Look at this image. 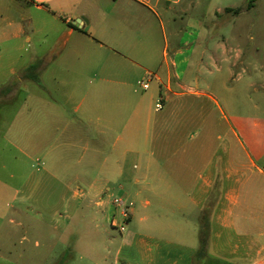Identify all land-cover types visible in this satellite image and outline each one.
Instances as JSON below:
<instances>
[{
  "label": "crops",
  "instance_id": "crops-1",
  "mask_svg": "<svg viewBox=\"0 0 264 264\" xmlns=\"http://www.w3.org/2000/svg\"><path fill=\"white\" fill-rule=\"evenodd\" d=\"M188 10L183 0H0V40L33 46L23 69L31 75L16 85L31 81L45 93L33 118L35 139L48 142L38 143L40 154L63 164L80 151L71 168L86 180L83 199L106 209L99 220L113 217L111 185L133 203L128 219L114 209L117 230L102 221L89 231L102 239L100 264H264V120L248 133L247 97L231 93L241 73L204 68L217 59L212 52L195 64L208 37L201 23H187L179 37L173 29L170 40L164 19L172 24ZM81 17L88 30L74 25Z\"/></svg>",
  "mask_w": 264,
  "mask_h": 264
},
{
  "label": "rangeland",
  "instance_id": "rangeland-1",
  "mask_svg": "<svg viewBox=\"0 0 264 264\" xmlns=\"http://www.w3.org/2000/svg\"><path fill=\"white\" fill-rule=\"evenodd\" d=\"M190 1L183 0L189 8L184 19L179 17L172 24L167 17L164 19L170 40L175 38L173 29L178 30L176 37H179L187 23L202 24L208 37L203 36L197 44L194 62H199L202 53L212 52L217 59L203 64L204 68H222L221 77L226 76L228 69L234 75L241 73L242 80L233 82L236 92L231 93L234 100H239L238 91L242 89L243 98L247 97L244 113H248L247 129L251 135L257 131L256 120H264V0L253 4L251 0H197V5H190ZM1 14L4 13L0 12V20ZM173 16L170 12L169 17ZM14 43L0 40V264H100L97 251L101 249L102 239L88 233L102 221L114 230L110 223L113 217L109 223L106 219L99 220L100 216L107 215L106 209L83 199L86 180L77 179L78 173L71 168L80 151L68 156L67 163L63 164L62 157L55 153L45 157L40 154L38 143L48 145V142L35 139L34 131L38 128L33 118L40 108L38 97L45 93L31 81L26 83V88L16 85L18 79L31 75L32 70L23 72V69L33 62V46L25 44L24 49L14 50ZM158 43L164 47L161 31ZM222 43L231 49L227 56L218 47ZM238 54L242 55L243 65L233 67ZM8 81L12 86L6 89ZM9 89L16 92L8 93ZM209 92L217 99H225L223 91L220 95L213 89ZM157 99L161 100L158 96L155 102ZM258 126L264 130V123ZM53 167L58 169L53 173L56 180L48 176ZM22 192H25L23 203ZM109 194L112 211L108 215H114V200L122 198V194L116 185H111ZM64 196L70 198L67 204L62 201ZM87 246L93 247L92 252ZM87 251L93 254L92 258Z\"/></svg>",
  "mask_w": 264,
  "mask_h": 264
},
{
  "label": "built area",
  "instance_id": "built-area-1",
  "mask_svg": "<svg viewBox=\"0 0 264 264\" xmlns=\"http://www.w3.org/2000/svg\"><path fill=\"white\" fill-rule=\"evenodd\" d=\"M149 85L148 84H144V88L148 89ZM163 108V103L162 100H158L157 104H156V109L157 110H161ZM114 204L115 207L120 209L121 211V215L125 218L128 219L129 215H130V211L133 207V203L132 202H128L127 200H125L124 198H117L114 200ZM117 216L114 214L113 215V219L112 222L114 225H117ZM124 226L125 223H123V225H121V229L124 230Z\"/></svg>",
  "mask_w": 264,
  "mask_h": 264
},
{
  "label": "trees",
  "instance_id": "trees-1",
  "mask_svg": "<svg viewBox=\"0 0 264 264\" xmlns=\"http://www.w3.org/2000/svg\"><path fill=\"white\" fill-rule=\"evenodd\" d=\"M256 0H251V4ZM208 238V224L205 221L201 222V247H200V254H203L206 247V242Z\"/></svg>",
  "mask_w": 264,
  "mask_h": 264
},
{
  "label": "water",
  "instance_id": "water-1",
  "mask_svg": "<svg viewBox=\"0 0 264 264\" xmlns=\"http://www.w3.org/2000/svg\"><path fill=\"white\" fill-rule=\"evenodd\" d=\"M74 25L76 27H83V25H85V30H88V20L85 17H81L79 19H76L74 22Z\"/></svg>",
  "mask_w": 264,
  "mask_h": 264
}]
</instances>
